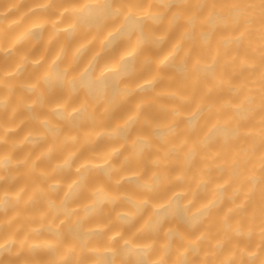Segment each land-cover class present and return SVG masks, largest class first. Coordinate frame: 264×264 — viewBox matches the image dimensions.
<instances>
[{
    "label": "clouds",
    "instance_id": "obj_1",
    "mask_svg": "<svg viewBox=\"0 0 264 264\" xmlns=\"http://www.w3.org/2000/svg\"><path fill=\"white\" fill-rule=\"evenodd\" d=\"M0 264H264V0H0Z\"/></svg>",
    "mask_w": 264,
    "mask_h": 264
}]
</instances>
